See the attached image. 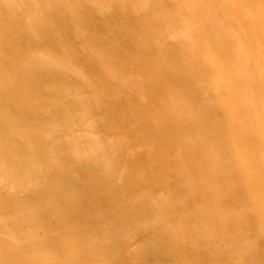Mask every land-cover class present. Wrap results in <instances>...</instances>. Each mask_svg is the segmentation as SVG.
<instances>
[{
  "label": "bare ground",
  "instance_id": "obj_1",
  "mask_svg": "<svg viewBox=\"0 0 264 264\" xmlns=\"http://www.w3.org/2000/svg\"><path fill=\"white\" fill-rule=\"evenodd\" d=\"M51 1L0 0V212L8 218L9 212H17L7 225L9 228L0 222V264H93L100 253L113 250L118 234L111 221L108 222L111 217L122 222L119 226H125L123 222H126L127 233L150 231L158 225L152 221L141 225L139 220L128 218L134 216L132 211L136 214V208L140 207L141 214L143 209H150L164 220V210L176 203L174 196L150 200V204L149 199L143 203L139 200L131 213L130 209L126 212L128 217L122 213L125 209L119 213L116 208L114 214L110 211L96 214L98 203L92 199L112 188L120 153L129 140H147L151 149L157 145V150L163 144L158 156L172 151L179 155L177 193L192 195L199 190L209 191L206 205L197 212L204 217V223L197 219L203 226L194 234L199 242L216 249L206 257L203 254L206 248L200 245V251L195 247L191 250L193 261L188 264L205 261L264 264V6L261 0H237L252 9L246 16L227 0H143L131 8L122 6L118 10L114 8L118 0H108L101 7L94 4L92 7L97 12L89 14L87 8L92 3L84 8L79 5L81 9L77 13L81 18L87 17L96 31L112 37L105 38L109 47L126 57L130 52L135 53L129 65L141 79H147L146 92L150 99L165 106L164 122L151 131L146 129L144 115L131 108L120 110L113 117L96 116L102 108L107 109L102 106L106 95H113L119 109L125 107V95L111 88L109 82L98 90L100 79L91 83L83 81L87 68L80 71L73 66L71 56L76 48L59 37L71 34L68 17L72 18L76 5L72 0ZM169 2L174 8H168ZM187 12L190 14L186 19ZM195 34L204 39L209 49L200 51L198 59L188 64L179 57L195 50ZM62 48L67 56L58 58L57 51ZM112 63L120 69L128 66L124 61ZM155 69L166 74H158ZM89 90L92 93L95 90L96 94H89ZM46 97L50 98L49 105ZM116 127L124 131L140 127L146 132L129 138L123 135L112 143L105 142L98 133L100 128ZM69 162H75V166L70 168ZM148 163L145 178L166 177L165 163L159 170L153 159ZM130 176L132 171L125 174V180L133 187L139 181ZM222 183H227V188L210 191L215 184L225 186ZM88 190L92 199L85 196ZM26 200H32L34 213L28 210ZM140 210L136 219L142 217ZM192 212L195 211L185 208L180 226L185 225L187 218L191 224L190 216L196 213ZM25 225L29 227L26 233ZM166 225L165 234L176 241L175 253L177 248L184 253L187 235L184 228L170 229ZM39 230L44 232L43 237L39 236ZM126 231L123 233L127 234ZM101 237L104 244H98ZM116 240L119 244L120 240ZM240 240L244 242L240 244ZM161 244L167 250L171 248L165 241ZM122 251L111 253L106 263L121 264Z\"/></svg>",
  "mask_w": 264,
  "mask_h": 264
},
{
  "label": "rangeland",
  "instance_id": "obj_2",
  "mask_svg": "<svg viewBox=\"0 0 264 264\" xmlns=\"http://www.w3.org/2000/svg\"><path fill=\"white\" fill-rule=\"evenodd\" d=\"M52 1H55V0H52ZM72 1L75 3V5L77 7L75 6L72 9L73 10L72 12L75 13V15L72 13L71 16H70L72 18L68 17V22L71 23V24H69L70 25L69 32L71 34H69V37H66L63 34H60L59 37L63 38V40L66 42V44H68V46L74 45V47L76 48L75 54L73 56H71L72 57L73 66L76 67L80 71H85L84 68L88 69V70L86 69V71L84 72V75H83L84 76L83 81H87V83H88V81H90V83H91L92 80L100 79L102 81V84H100L98 86V90L100 89L99 87H102L103 85H106V83L107 84L110 83L109 85L111 86V88H113L114 90H118L120 92H123V94L125 95L123 97V104H124L123 106H125V107H123V109H119L117 106H115L116 105V103H115L116 101H115V98L113 97V95L111 93L106 95L107 98H105V100L103 101L104 105L102 104V106L103 107H107V109L106 108L105 109L102 108L103 111L100 110V112H98L96 116L97 117L98 116L101 117V116H106V114H107L108 116L112 115L111 117H113L115 114L118 115L119 114L118 112H120V110H126L127 111L129 108H131V109H134L135 112L136 111L137 112L140 111L141 114L144 115L142 117H143V119L145 118L146 125L148 124L147 125L148 128H146L148 131H151L152 129H154L155 125L156 126L161 125L162 122H164V116L163 115L165 113V106H162V104L160 103L159 100L153 101V100L150 99L149 93L146 92L147 91V87H146L147 79H145L143 77L141 79L140 75L138 74V72H136V70L132 66L129 65L131 63V61L133 60L135 53L132 52L133 53L132 54L130 52L129 56L126 57L122 53L117 52L114 49H112L111 47H109L107 45L109 42L105 38L106 37L112 38V37L110 35H107V34L104 35V33L101 30H97L96 31L93 28V26H91L88 23L87 17L81 18V14L77 13V10L80 11L79 9H81L79 7V5L82 8H84V7L89 6L88 4L92 3V4H90L91 7L94 4L101 7V6L105 5L108 0H91V1L90 0H84V1L83 0H79L80 1L79 4L76 3L77 0H72ZM82 1L83 2L86 1V2L83 3ZM142 1L143 0H118V3H114V5H115L114 8H115V10L121 9L122 6H123V8H125V7L131 8L130 6H132V5L134 6L135 4H139ZM227 1H228V3H231L232 6H236V11H240V14H244L245 16L248 13V11L251 12V10H252L250 7H248L247 5L243 4L242 2H238L237 0H235L236 2H230V0H227ZM111 2H113V1L111 0ZM54 4L57 5V3H54ZM260 4L264 6V0L263 1L261 0ZM167 6H168L169 9L174 8V5H173L172 2H169L167 4ZM91 7L87 8V9H89L91 11V12H88V14L92 13V12L96 13L97 11L93 7H92L93 9ZM75 10H76V12H75ZM253 13L257 14V12H253ZM189 14L190 13H188V12L186 13V15H185L186 19H187V16H189ZM254 16H252V19L255 18ZM71 21H73V22H71ZM78 21H79V23H78ZM72 24H73V26H72ZM240 27H242V25ZM81 29H83V30H81ZM77 30H80L81 33L79 31L77 32ZM83 31H84V34H83ZM79 33H80V36H78ZM81 34L84 35V36L82 37ZM199 34L202 35V30H200V29H199ZM194 36H195V39H196V43H195V47H194L195 50L191 49L189 52L186 51L184 53L185 55L183 54V55H181L179 57L180 60L181 59H182V61L185 60L183 62H186L188 64H190L189 63L190 61L191 62L196 61L198 59L199 54L201 52H204L205 50L207 52V50L209 49L207 47L208 46L207 43L202 41V40H204L203 38L199 39L200 36H198L196 34ZM114 37H117V36H114ZM118 38L120 39V40L119 39L118 40L120 42H122V44L124 45L125 42H124L123 38L121 36H119V35H118ZM105 40L107 42H105ZM97 41H99V42H97ZM196 47H197V50H196ZM57 52L60 54V55H58V58H61L62 56L63 57L67 56V52L65 51V48L64 49L62 48V50L60 49ZM188 54L190 56H188ZM194 55H195L196 58L192 57ZM185 58H189V59H185ZM68 60L70 61V59H68ZM121 61H124L126 64H128V66H127L128 68L126 67V68L120 69V67H118L117 65H114L112 63V62L119 63ZM132 70H133V72L135 70V73H133ZM155 70H156V72L158 74H161V75H165L166 74L165 72H162L160 69H155ZM184 72L185 73L194 74L193 71H187V72L184 71ZM158 93H160V91H158ZM89 94L95 95L96 91L93 90V93H92L89 90ZM49 99L50 98L46 97V101L45 102H46L47 105H49L50 102H51V101L50 102L48 101ZM109 102H110V104H108ZM110 105H111V107H110ZM141 108H143V109H141ZM154 109H156V110H154ZM148 110L150 112H147ZM108 111L110 112V114H109ZM151 111L153 113H155V114H153ZM140 112H139V114H140ZM103 113H104V115H102ZM149 125L152 126V127H150ZM141 129L142 128H140V127L136 128L134 130L126 128V131H124V128L122 129V127L121 128L116 127V128H114V130H113V128L112 129H110V128L109 129H101L100 128L98 133H100L103 136L105 142L112 143L114 141H118V139H120V138H123V135L124 136H128L127 138H129V137H131V135L133 137L135 135H138V133H140V132L143 133L145 130L142 129L143 130L142 131ZM127 140H129V139H127ZM127 140H126V142H127ZM148 143L149 142L147 140H142V141L139 140V142H138V140H129L127 145L123 149V151L120 153V164L118 165L117 170L115 171V175L113 177L114 181L112 180V183L114 182L113 185L111 186L112 188L111 189L107 188L105 193L102 192L100 195L97 196L98 198L97 197L93 198L92 195L89 193V192H91L90 190L86 191L87 193H85V196H88L90 199L93 198L92 201H94L95 203H98L97 204V209H95L97 215H101L102 213H105V211L106 212L110 211L111 213L110 212H107V213H110V214L113 213L114 214L115 211H113V210L116 208V210L118 209L117 211H119V213H120V211L122 212L125 209L122 213L125 214V217H126L128 215L126 212L130 209V213H131V209L133 210V207L137 206L136 203H138L139 200H140L139 203H143L144 201H147L149 199L147 202L150 204V202H149L150 200L154 201V200L160 199L161 197L164 198V197L174 196L176 203L173 204V206H172L173 208L171 207L168 210H164L165 211V212H163L164 220L160 219L159 215L156 212L151 211L150 209L149 210L148 209H143L144 211H142V214H141L140 207L138 209L136 208V210H135L136 214H134V211H132V215H134V216H130V215H128L129 217L127 216L128 218L133 217V218H135L134 220H139L141 222V225L146 224L149 221H152V223H158V225L156 227L151 228L150 231L147 229L148 233H147V230H145L146 233L144 232V230L140 231V233H139V231L133 232V233H130V232L127 233L126 230H127L128 227L126 226L127 225L126 222H123L124 225H125V226H123L125 228L124 229L122 226H119L120 224L121 225H123V224H122V222L118 223V218H116V217L114 218V216L111 217L110 219L107 218V220L109 219L108 222L111 221L110 225L114 226L115 232H117V234H118V235L116 234L117 235L116 239H118L120 241H119V244H117L118 241L115 239L114 240L115 242L113 243L114 244L113 245V250H112L113 252L112 251H107L106 253L102 252L103 254L100 253L98 258L96 259V261L93 262V264H105L108 261V259L111 257V255L113 253H116V251H118V249H120V251L123 250L121 252L122 253L121 254V264H188L189 262L191 263L193 261V256L194 255L191 254V250L192 249L194 250L195 247L198 248L200 245H201V247L203 249L206 248L205 251L203 252L204 256L206 254V257H207L209 255V253H214V250H212V249L215 248V247H209L205 243L199 242L196 239V237H197L196 234H194L196 230L198 231V229L201 231L200 227L203 226L202 223H204V217H202V215L199 214V213L197 214V212H199L198 210L200 208H202V207H204L206 205L207 198H208L207 195H208L209 191L199 190V191L196 192L197 194L195 193V194H192V195H186L184 192L177 193V186H176L175 180H176V178L178 176V173L180 172V165L178 163L180 161L179 155L176 152L172 151V152H167L166 154L164 153L163 155L161 153V156H158V154H160L159 152H162L161 149L164 148V145L163 144L162 145H158L159 146L158 150H157V145H156L155 149L153 148L154 149L153 150V149H151V147H152L151 143H149V144ZM160 146H161V149H160ZM155 151H158V152L155 153ZM166 155H167V158H166ZM177 156H178V158H177ZM151 158L154 160L155 163H157L156 166H157L158 170L161 169L163 167V163H165L164 164V170H166L165 171V174H166L165 176L166 177H164V176L161 177V176L155 175V176H152L150 178H145L144 175L147 173V170H148L146 167L149 166L148 162L149 161L151 162V160H152ZM161 163H162V166H161ZM72 164H73V166H72ZM68 166L70 168L74 167L75 166V162H72L71 164L69 162ZM130 171H132V177L130 176V178L131 179H135L136 181H139V182H137V184H135L136 186L134 185L135 188H134V186L133 187L132 186L129 187V184L125 180L126 179L125 174H127L128 172L130 173ZM137 171H139L140 173H137ZM148 181H149V183H148ZM146 183H148V185ZM224 184H225V186H223ZM222 186L223 187L221 188V186H219L218 184H215V186L213 185V186L210 187V191H213V192L214 191H219V189L222 190L224 188H227L228 185H227V183H222ZM114 187H116V188H114ZM104 188H106V187H104ZM120 188L122 189V191H120L121 190ZM131 188L135 189L134 193H133L134 189H131ZM127 189L128 190L131 189V190L127 191ZM130 192L132 194H130ZM203 192H204V196H203ZM115 196H116V198H115ZM191 196H192V198H191ZM142 198H143V200H142ZM202 200H203V202H202ZM204 200H206V201L204 202ZM26 201H27L28 204H30V202L32 200H29V202H28V200H26ZM28 204L26 206H27L28 210H30V212H32L31 211L32 210V205L31 204L28 205ZM132 204H134V205L131 206ZM185 208H188V209H190L192 211H195L196 213L195 212H192V213H195L196 216L199 215V218H200V215H201V218L199 219L198 216L195 218V215L190 216L191 217L190 220H192L191 224H193V225H191L189 223V218H187L188 221L187 222L184 221L186 226L185 225L184 226H180L183 223V220H184L182 218V216H183V214L185 212ZM138 210H140L139 212H140V214L142 216L141 219L140 218L136 219L137 217L135 215H137ZM169 210L172 211V212H170ZM32 213H34V212H32ZM15 214L17 215V212L15 210H13L12 212H9V215H8L9 218H8V217H6V215H4V214H2L0 212V222L2 224L3 223L6 224V226L4 225V228L8 227L7 225L9 224V222L11 223V218L13 216H16ZM94 214H95V212H94ZM102 215H104V214H102ZM36 217L37 216L33 217L34 221L35 220L37 221ZM138 217H139V213H138ZM158 218H159L160 221L158 220ZM202 218H203V220H202ZM197 219L200 220V222H202V223H200ZM196 221L200 223V226L197 225L198 223ZM31 222H33V220ZM72 222H73V225H74L75 224L74 221H72ZM165 222H166V224H169L171 226V227H169L170 229H174L175 227H181L182 229L184 228L183 231H185L186 234H187L186 235V240L183 242V245L185 244V246H183V247L186 250L184 253H182L179 248H177L178 251L175 253L176 241H173L172 237H168L169 235L165 234V230H167V225L165 224ZM1 223H0V225H1ZM33 223H35V222H33ZM115 225H117V226L115 227ZM25 226H24L25 228L23 227V229H24L23 231L26 233V232H28V230H26V229H29V227H28V225H25ZM120 227H122V228H120ZM121 229H122V233L124 231H126L127 234L123 233L124 234L123 235L121 233ZM42 232L43 231H41V230H39V232H38L39 236L41 235V237L44 236V234H43L44 232L43 233ZM69 232H71V231H69ZM203 233H205V229H203ZM69 234H71V233H69ZM190 235L193 236V238ZM103 238L104 237H101V242H99L98 244H100V243L104 244L103 241L105 239L103 240ZM155 238H156V240H155ZM194 238L199 243L198 246H197V242L194 240ZM35 239H37V238L35 237ZM121 241H122V243H120ZM164 241L167 242V244H170L171 248H168V250H167V246L164 245V244H161V242L164 243ZM242 242H244V240L243 241L240 240V244H242ZM201 243H203V245ZM120 244H122V246H120ZM116 245L117 246L119 245L120 248H118ZM159 245L161 246V248H159ZM169 249H170V251H169ZM199 249L201 251L200 247H199ZM59 250H60L59 252L62 254V252H63L62 248H60ZM207 253H208V255H207ZM138 254H141V255L139 256ZM209 256H211V255H209ZM204 264H210V263L205 261Z\"/></svg>",
  "mask_w": 264,
  "mask_h": 264
}]
</instances>
